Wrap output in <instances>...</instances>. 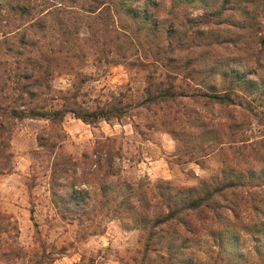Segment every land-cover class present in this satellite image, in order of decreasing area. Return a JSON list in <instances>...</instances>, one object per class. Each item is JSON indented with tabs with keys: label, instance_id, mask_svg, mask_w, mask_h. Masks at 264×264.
Returning a JSON list of instances; mask_svg holds the SVG:
<instances>
[{
	"label": "trees",
	"instance_id": "16d2710c",
	"mask_svg": "<svg viewBox=\"0 0 264 264\" xmlns=\"http://www.w3.org/2000/svg\"><path fill=\"white\" fill-rule=\"evenodd\" d=\"M223 1L215 11L209 0H172L175 22L168 29L167 45L158 44L157 49L159 55L168 54L159 57L174 73L166 72L164 79L149 74L146 98L141 103L149 104V110L159 108L156 117L177 142L185 141L190 161H204L215 154L220 166L214 175L191 187L169 182L152 185L123 173L121 151L114 147L110 136L97 138L79 158L59 152L62 143L55 140L56 136L47 135L46 130L40 138L42 147L48 148L52 201L63 220L89 222L90 227L110 218L119 219L129 228H140L145 233L140 264H206L205 259H198L206 246L209 260L216 264H264V130L252 137L248 132L249 116L230 112L225 119L213 109L252 105L255 100L263 104L264 23L259 16L264 13V0H232L230 8L239 13V21L230 23L236 24L230 37L220 38L214 34L219 30L223 10H229L231 4V0ZM40 2V16L31 19L35 5L27 6L25 0H0V15L5 13L7 18L11 13V17L16 16L12 22L25 21L16 29L24 30L21 48L14 49L17 54L12 55L13 62L0 63V175L12 167L11 141L18 120L42 119L62 125L71 112L93 125L112 117L121 119L128 113L118 106L90 111L77 109L76 102L49 107L35 101L46 94L44 89L51 90V62L66 51L65 38L72 34L67 30L66 18L60 16L59 49H52V54L42 51V59L33 56L35 50H25L34 47L35 41L29 40L31 32L46 31L49 24H58L57 19L55 22L49 18L53 8L65 5L73 10L80 3L91 18L105 10L117 31L123 30L121 25L127 27L120 23L122 16L132 18L139 31L159 33L162 26L161 0ZM199 3L204 4L206 18L193 24L198 27L195 30L190 24L182 30L190 23L189 18L184 19L186 10ZM58 10L64 11L56 9L58 14ZM189 30L200 37H212L207 44L194 45L200 52L198 47L202 46L217 50L200 58L183 54V49H193L185 38ZM233 53L240 58L230 60ZM179 77L182 80L178 81ZM258 117L257 124L264 126V111Z\"/></svg>",
	"mask_w": 264,
	"mask_h": 264
},
{
	"label": "rangeland",
	"instance_id": "374dc122",
	"mask_svg": "<svg viewBox=\"0 0 264 264\" xmlns=\"http://www.w3.org/2000/svg\"><path fill=\"white\" fill-rule=\"evenodd\" d=\"M40 1L25 0L27 6H36L31 19L40 16ZM209 1L215 5L213 10L224 3L223 0ZM161 2L159 14L162 26L159 33L139 31V25L132 18L124 16L119 22L127 27L121 25L123 30L117 31L116 23L111 21L107 11L97 12L98 15L91 18V14L87 15L82 10L80 3L73 10H67L71 7L65 5L53 8L49 18L55 22L57 19L58 24H49L50 28L46 31L31 32L29 40L35 41L34 47H26L25 50H35L33 56L40 59L42 51L52 54V49L60 47L58 29L61 24L58 17L66 18L67 30L72 32L65 38L71 44L67 42L66 51L51 62V90L44 89L46 94L35 101L44 102L49 107L76 102L77 109L90 111L118 106L124 107L128 113L121 119L112 117L109 121L102 120L93 125L76 118L71 112L66 114L62 125H53L49 120L42 119L16 121L11 141L12 167L0 175V264H140L138 260L143 257L145 233L140 228L132 229L119 219L110 218L90 227L89 222L81 224L63 220L52 201L50 163L46 160L48 148L42 147L40 139L45 130L47 135L56 136L55 140L62 143L59 152L74 158H79L84 150L92 147L97 138L112 137L114 147L120 149L122 154L123 173L130 179L152 185L169 182L175 186L191 187L217 172L220 161L215 154L204 161H190L184 150L185 141L177 142L156 117L159 108L149 110V104H141L146 98L149 74L164 79L166 72L174 73L162 58L168 54L163 52L159 55L157 49L158 44L167 45L168 29L175 22L172 0ZM230 3L229 10H223L219 30L214 34L220 38L230 37L236 25L230 23L232 20L239 21V13L230 8L234 1ZM203 5L199 3L198 7L190 6L186 10L184 19L189 18L190 23L182 30L185 31L188 24L191 30L198 28L193 24L206 18ZM61 8L64 11L58 10L60 13H56V9ZM10 15L7 18L5 13L0 15L1 64L12 63V55L17 54L14 49L21 48L24 29H16L25 21L12 22L16 16ZM259 18L264 23V13ZM12 30L7 37L4 35ZM188 32L189 36L185 38L189 40L188 44H193V49H183V54L200 58L206 52L217 50L212 46H202L198 47L202 50L200 52L194 45L207 44L212 37H200L190 33V30ZM220 54L224 55L222 51ZM237 58H240L238 53L229 57L230 60ZM39 63L42 64V60ZM213 109L225 119V114L230 112L249 116L248 132L252 137L260 134L258 130H264V126L257 124L258 116L264 111V101L263 104L255 100L252 105L216 106ZM257 110L259 115L254 116ZM207 248L203 250L204 253L201 248L198 259H205L206 264H216L209 260Z\"/></svg>",
	"mask_w": 264,
	"mask_h": 264
}]
</instances>
